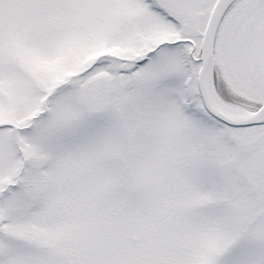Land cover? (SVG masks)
<instances>
[{
	"label": "snow or ice",
	"instance_id": "1",
	"mask_svg": "<svg viewBox=\"0 0 264 264\" xmlns=\"http://www.w3.org/2000/svg\"><path fill=\"white\" fill-rule=\"evenodd\" d=\"M0 264H264V0H0Z\"/></svg>",
	"mask_w": 264,
	"mask_h": 264
}]
</instances>
